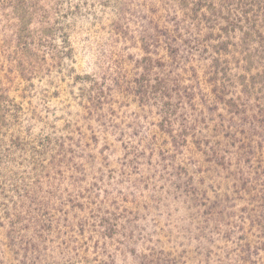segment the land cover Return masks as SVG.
<instances>
[{
    "label": "rangeland",
    "instance_id": "obj_1",
    "mask_svg": "<svg viewBox=\"0 0 264 264\" xmlns=\"http://www.w3.org/2000/svg\"><path fill=\"white\" fill-rule=\"evenodd\" d=\"M130 1L132 8L123 17L124 0H60L56 33L60 62L41 67L26 77H15L11 88L5 92L10 98L3 100V109L0 108V264H112L103 250L90 246L91 240L86 243V237L79 239L84 244L79 251L61 245L59 232L70 231L72 227L67 226L68 222L56 212H51V217L58 226L50 237L46 232L49 245L46 250H37L26 258L12 253V249L19 246H11L6 236L7 212L23 198L28 200L27 204L35 197L49 201L44 199L50 184L47 173L52 166L57 168L72 158L85 164L93 173L103 169L106 178L108 170L114 169L115 178L105 181H114L112 189L118 188V182H123L122 188L129 198H136L130 205L141 215L143 227L150 232L142 243L149 259L155 261L148 264H170L173 258L180 262L187 260V264H204L206 261L208 248L199 252L197 241L183 238L184 232H180L182 227L190 226L187 221L191 218L190 213L198 216L201 212L195 205L187 206L175 180L194 177L204 181V187L212 183L214 197L216 194L220 200L225 191L232 192L233 178L227 170L220 166L216 169L205 158L200 145L207 139L198 144L197 138L205 134L206 138L221 139V145H226L229 139L225 137L226 133L235 132L239 139L235 147L245 153L248 150L244 147L249 144L255 161L264 165V126L256 124L249 128L243 121V114L233 113L229 104L230 97L237 96L243 87L238 78L243 68L236 62L240 57L237 51L240 46L234 47L241 43V32L235 36L224 34L230 51L220 57V68L224 70L220 77L225 92L222 93L223 103H219L214 97L221 91H212L214 87L208 80V73L205 74L204 60L197 62L191 57L185 61L178 54L175 59L170 57L167 42L173 41V35L162 34L156 29L158 24L171 26L162 15L164 3L160 4L161 0ZM179 18L182 19V15ZM33 19L31 26L38 27L39 20L35 15ZM1 26L4 23H0V29ZM202 32L207 35L203 27ZM203 35L200 34V38ZM192 39L193 42L200 41L198 37ZM145 55L154 62L160 59L165 62L160 67L154 62L149 65L151 84L156 83L155 75L167 76L173 61L177 59L182 63L184 67L179 69L184 75L181 94L173 97V89H170L172 98L149 94L147 100L141 102V96L147 93L141 89L138 78L145 68L137 60ZM200 55L195 53V56ZM192 69L198 78L193 85ZM191 87L194 88L192 91ZM180 97L182 101L177 106ZM257 112L261 113L259 108L249 113ZM203 116L213 121L207 125L199 122ZM183 117L189 123H197L193 134L185 135L186 140L178 136L185 128L189 130L187 121L181 124ZM218 127L220 131L211 134ZM174 155L177 161H184L182 165L187 167V173L173 164ZM249 155L244 154L245 157ZM59 181L60 174L56 177V182ZM31 189L30 195H26ZM252 195L256 197L255 192H241L230 203L256 208L260 201L252 199ZM42 209L50 210L49 206ZM232 209L235 208L232 206ZM20 211L25 214L23 208ZM32 213L30 211L29 216ZM196 224L200 226L197 220ZM192 228L194 237L198 230L194 225ZM36 233L33 228L26 232L37 242L41 238L35 236ZM73 237L78 239L76 231H73ZM220 243L222 245L224 241ZM238 248L234 240L227 257L226 250L224 252L218 244L212 264L238 261ZM262 254V259L255 264H264V252ZM117 264L135 263L133 258L122 255Z\"/></svg>",
    "mask_w": 264,
    "mask_h": 264
},
{
    "label": "trees",
    "instance_id": "obj_2",
    "mask_svg": "<svg viewBox=\"0 0 264 264\" xmlns=\"http://www.w3.org/2000/svg\"><path fill=\"white\" fill-rule=\"evenodd\" d=\"M162 3H164L162 15L171 26L169 28L158 24L156 29L162 34L173 35V41L167 42L170 57L173 56L175 59L178 54L180 59L185 61H189L191 57L197 62L204 60L207 65L205 74L208 73V80L214 87L212 91L216 89L221 91L214 97L219 103H223L222 93L225 92V84L221 82L220 77V73L224 71L220 68V57L221 54L230 51V44L224 40V34L235 36L241 32V43L234 47L240 46L237 49L240 57L236 62L243 68V72L238 75L243 87L237 96L230 97L229 104L233 113L243 114V121L249 128L250 125L256 124L264 126V0H161L160 4ZM59 5L60 0H0V23H4L0 29V108L2 101L10 98L5 92L11 88L15 77H26L41 67L43 69L50 65L55 66L60 62L56 34L59 29L57 19ZM122 6L121 16L124 17L126 12L131 10L132 3L130 0L128 2L124 0ZM34 15L40 22L38 27L31 26ZM60 15L58 14L59 17ZM180 15L182 19L179 18ZM192 27H195L196 31ZM202 27L207 33L205 36ZM200 34L203 35L202 38ZM195 37L200 41L193 42L192 38ZM195 53H200V57L195 56ZM137 62L145 68L138 78V84L147 93L141 96V102L146 101L149 94L152 96L161 94L172 98L170 89H173V97L181 94L184 88L182 85L184 75L179 69H183L184 66L179 60L173 61V67L167 76L155 75L156 83L153 84L152 78L148 76V67L154 61L145 55ZM226 62L228 64V60ZM154 63L159 67L165 65L161 59ZM191 79L192 85L198 81L193 69ZM190 89L192 91L194 88ZM181 101L180 97L175 105L179 106ZM212 102L214 104V100ZM255 108H259L261 113L250 115L249 112ZM184 121H187L186 126L189 130L185 128L178 134L182 138L193 134L197 126L196 121L189 123L188 119L183 117L181 124L184 125ZM210 121H213L212 118L203 116L199 122L207 125ZM220 129V127L214 129L216 132L211 134H217ZM225 137L229 138L226 145H221V139L213 141L206 138L205 134L195 141L201 144V141L207 139L200 145L202 154L216 169L220 166L233 178L232 192L225 191L220 199L227 203H221L216 194L214 197L215 186L212 183L204 187L202 180L189 177L188 180L180 181L182 177H179L175 184L182 189L180 197L188 207L195 205L201 212L198 216L190 213L191 218L188 220L184 216L183 219L189 221L190 226L182 227L180 232H184L183 238L188 237L197 241L196 248L199 252L202 253L204 248H208L204 264H212L217 253L215 246L218 244L224 252L226 250L228 257L230 243L234 240L239 246L236 249L238 261L232 264H255L258 259H262L264 252V165L259 160L255 161L252 155L254 152L249 148V144L244 147L248 150L245 153L250 154L247 157L235 147L239 141L235 132H228ZM174 138L176 141V135ZM105 157L107 158L106 155ZM183 162L177 161L176 155L173 156V164L176 163L180 171L187 173L188 169L182 165ZM104 172L99 168L97 173H93L85 164L73 158L57 168L52 166L47 173L50 184L44 198L49 201L38 200L35 197L27 204L28 200L23 198L21 202L14 203L12 211L7 212L9 225L6 228V236L11 246L16 244H18L16 247L19 246L14 251L12 249V253L26 258L37 250H46L49 247L46 243V232L50 237L58 226L56 220L51 217V212H56L68 222L67 226L72 227L70 231L69 229L63 233L58 231L59 243L66 248L79 251L84 245L79 239L86 237V243L91 240L90 246L103 250L112 264H117L122 255L133 258L135 264L154 263L153 259H149L142 244L150 232L143 227L141 215L130 205L136 202V198H129L128 192L122 188L123 182H118V188L112 189L114 181H105L115 178L114 169L108 170V179ZM58 174L60 181L56 182ZM89 175L92 177L89 178ZM252 181L254 185L250 186ZM259 184L261 187H258ZM188 188L191 189L188 191ZM31 191L32 189L26 191V195L29 196ZM244 191L255 192L256 197L252 195V199L260 201L256 208L230 203L232 198L236 199ZM46 206L54 211L43 210L42 208ZM232 206L235 209H232ZM20 208L25 210V214L21 213ZM30 211L34 213L29 216ZM196 220L200 226L196 224ZM192 225L198 230L194 237ZM32 228L37 231L35 236H40L41 240L36 242L33 236L30 234L27 236L26 232ZM73 231L78 233V239L73 237ZM221 241H224L222 245ZM170 264H187V260L180 262L173 258V263Z\"/></svg>",
    "mask_w": 264,
    "mask_h": 264
}]
</instances>
